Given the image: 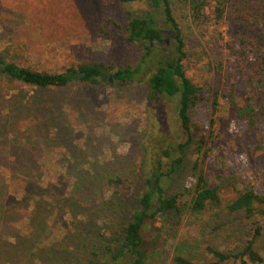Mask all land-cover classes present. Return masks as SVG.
I'll return each mask as SVG.
<instances>
[{"label":"rangeland","instance_id":"1","mask_svg":"<svg viewBox=\"0 0 264 264\" xmlns=\"http://www.w3.org/2000/svg\"><path fill=\"white\" fill-rule=\"evenodd\" d=\"M173 2L181 10L182 1ZM136 8L118 0H0V54L44 72L92 61L135 65L142 47L127 44L124 36L126 11ZM212 18L189 16L196 55L185 63L186 74L203 86L207 98L190 111L199 128H208L216 89L221 94L225 84H234L236 95H244L236 72L241 54L235 37L258 35L256 28ZM162 19L159 14L164 28ZM146 81L73 82L37 89L0 72V198H5V207L14 202L8 220L0 221L11 242L0 254V264H112L104 244L137 209L142 175L158 164L163 169L157 161L166 164V159L156 147L172 140L175 131L173 104L148 103ZM218 102L211 159L203 166L208 183L218 187L222 207L199 216L186 212L170 230L151 224L145 243L154 264H171L179 252L206 264L214 261L206 251L209 246L236 253L254 226V218L229 212L224 204L246 184L264 191V157L251 150L260 141L256 131L264 135V128L249 130L245 122L233 119L226 99ZM196 157L190 148L182 178L163 181L167 193L182 190ZM109 176L133 178L136 196L126 200L116 194L107 185ZM188 201L186 193L182 202ZM257 220L264 230V219Z\"/></svg>","mask_w":264,"mask_h":264},{"label":"trees","instance_id":"2","mask_svg":"<svg viewBox=\"0 0 264 264\" xmlns=\"http://www.w3.org/2000/svg\"><path fill=\"white\" fill-rule=\"evenodd\" d=\"M118 1L138 5V8L126 11L128 21L124 36L127 44L138 43L142 47L135 65L114 67L111 63L92 61L70 66L62 72H44L19 65L16 59L0 54V72L22 85L37 89L61 88L73 82H84L93 86L104 81L109 83L111 80L116 84L127 85L145 77L148 84V103L158 104L164 101L173 104L172 122L175 131L172 140H167L164 144L158 143L156 147L157 153H161L166 159V164L157 161L163 169L158 164L142 175L143 190L137 197V209L128 220L119 223L117 234L110 243L104 244L112 264H154L151 260L153 255L145 243L151 224L161 223L170 230L178 227L186 212L199 216L222 207L218 187L208 183L203 166L207 158L211 159L212 148L209 143L213 139L218 98L228 101V109H232L233 119L245 122L249 130L257 126L264 128V0H181L183 6L177 11L173 0ZM159 14L163 18L164 28L158 24ZM210 15H213L215 23L226 18L249 28H256L258 35L235 37L239 44L236 50L241 54L237 60L239 68L236 72L243 85L244 95H236L234 84H225V91L221 94L216 89L211 102L208 129L192 124L190 111L207 98L202 94L203 86L187 76L185 63L190 62L196 55L193 50L195 34L189 16L196 20H207ZM102 31L107 35V32L103 29ZM167 43L168 50L165 49ZM205 131L207 132L204 133ZM255 135L260 141L251 150L256 149L264 157V135L258 131ZM190 148L197 154L191 165L192 173L181 186L180 192L167 193L163 181L179 179ZM143 165L142 160L139 163V174H142ZM107 185L126 200L133 199L137 194L138 186L133 178L109 176ZM186 193L189 195L188 203L182 202ZM236 193L235 198L224 204V208L229 212H242L246 217L254 218V226L245 232L244 243L236 253L207 247L206 251L213 256L214 261L206 264H264V244H261L264 230L257 220L264 219V191H258L252 184H246ZM5 203V198H0V221L3 222L8 220L6 215L14 202L8 203L6 207ZM7 237L8 232L0 222V254L11 244ZM52 250L49 248L48 256L53 255ZM171 264L203 263L195 262L187 254L179 252L173 256Z\"/></svg>","mask_w":264,"mask_h":264}]
</instances>
